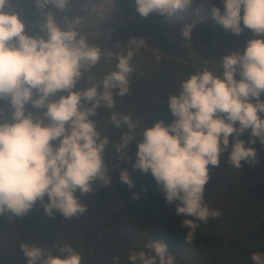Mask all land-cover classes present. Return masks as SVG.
<instances>
[{"label":"clouds","instance_id":"obj_1","mask_svg":"<svg viewBox=\"0 0 264 264\" xmlns=\"http://www.w3.org/2000/svg\"><path fill=\"white\" fill-rule=\"evenodd\" d=\"M68 2L35 0V6L43 13L49 5L64 10ZM222 3L223 13L209 5L211 18L235 36L251 30L253 38L242 53L222 58V75L205 67L180 82L179 93L167 97L173 121L168 125L158 121L143 131L132 166L152 176L168 204L178 202L176 214L184 217L181 227L190 229L188 243L202 224L221 215L206 200L209 166L219 168L225 154V163L235 169H241L242 162L255 164L257 140L264 146V0ZM192 4L193 0H135L136 12L143 18L153 13L172 17ZM43 14V34L29 35L21 13L12 10L11 0H0V100H8L12 109L11 121L0 123V215L23 217L39 202L45 215L54 218L58 212L70 219L86 211L77 191L91 193L97 179L105 185L111 182L104 164L110 141L92 118L101 107L114 108L116 95L128 94L134 71L132 53L117 56L115 71L80 89L77 85L84 71L99 63L101 50L90 45L74 25L62 30L51 11ZM192 28L186 24L182 29L185 40L191 39ZM27 105L47 110L42 117L34 116ZM110 120L117 129L128 128L117 146V152L126 156L135 139L131 134L135 125L127 115L113 113ZM245 135L248 139H241ZM120 181L134 186L127 169L121 171ZM138 198L134 194L133 199ZM20 248L26 264L84 261L67 244L57 254L36 241L22 243ZM250 260L264 264V252H253ZM120 261V256L112 257L113 264ZM127 262L177 264L163 239L128 249Z\"/></svg>","mask_w":264,"mask_h":264},{"label":"rangeland","instance_id":"obj_2","mask_svg":"<svg viewBox=\"0 0 264 264\" xmlns=\"http://www.w3.org/2000/svg\"><path fill=\"white\" fill-rule=\"evenodd\" d=\"M101 1L69 0L64 10L49 5L43 13L51 11L62 30L74 25L90 45L101 50L99 63L84 71V78L77 85L80 89L102 81L104 76L116 70L117 56L127 55L129 49L135 50L131 59L134 71L129 77L128 94L116 95L114 108L101 107L97 110V115L92 118L96 122L97 130L110 141L104 153V164L111 182L105 185L104 181L97 179L91 193L81 195L77 191L76 196L86 207V211L70 219L58 212L55 213L54 218L45 215L39 202L23 217H16L12 213L0 215V244L3 245L0 248V264H26L20 245L22 243L31 245L34 241L41 247L49 249L52 254H57L59 247L70 245L84 257L83 264H113V256L121 257L120 264H128V249L142 246L149 240L161 239L157 235H148V230L142 232L140 223L144 221L155 222L160 230L166 227L179 228V235L185 239L188 237L190 229L181 227L184 217L176 214L178 202L168 204L163 191L152 176L133 170L132 166L136 159V144L143 139V131L160 121L169 110L168 95L178 94L180 82L191 74H187L188 68L184 67L186 64H179L182 59L176 58L172 61L168 53L154 48V42L145 28H141L144 32L138 27H135V31L131 30L129 21H134L136 24L140 20L134 12L135 0H122L121 9L116 5V8L110 6L106 9L101 8L104 14L100 19H104L108 24L105 31L97 32L96 23L88 13V7L92 3L98 4ZM215 2L216 7H219L223 13L222 0ZM11 4L13 11L21 13L27 34L33 36L43 34L40 32V25L45 23L46 15L35 6V0H11ZM194 10L199 11L203 16L205 14L206 17H211V8L205 5L198 6ZM181 14L180 24L193 25L187 16L188 9ZM76 21L79 23L76 24ZM174 25L177 27L178 24ZM168 32L178 38L183 37L182 31L175 32L173 29ZM243 33L245 38L241 40L237 38L238 42L253 38L251 30L244 29L241 34ZM192 37L191 32V39L186 40L190 45H185L184 48L186 53L191 54L195 59V65L200 69L207 67L222 75L220 68L222 58L238 51L224 49L229 44L228 41L221 40H217L212 47H209L207 40L203 41L195 37L196 45H193ZM231 47L234 48L233 42ZM212 56L215 61L210 60ZM61 94L66 95V93ZM51 99L55 100L56 97ZM261 99H264V96ZM26 107L34 116L42 117V113L47 110L36 109L31 105ZM0 109L4 110V115L0 116V123L10 122L12 112L10 102L0 100ZM113 113L130 116L135 125L131 133L135 139L126 149V156L117 152V146L122 142L121 134L128 132V128L113 127L110 120ZM171 122L166 121L164 124L168 125ZM241 139L247 140L248 137L245 135ZM255 147L258 152L257 162L248 164L247 171L242 169L227 171L226 168L230 166L225 163L227 154L222 156L219 168L209 166L210 181L206 185V200L210 208L220 210L221 223L213 232L202 233L199 236V246L191 244L188 249L176 251L168 248L176 257L177 264H252L251 254L264 252V146L257 140ZM124 169L128 170L134 182L132 188L120 181V173ZM145 188H150L152 193L156 194L140 191L146 190ZM254 189L256 191L249 198L248 194ZM134 194H138L139 198L133 199ZM136 200H139L140 204H130ZM126 221L131 223H125ZM118 222L124 223L120 229L117 227ZM112 226H116L115 236L109 232ZM214 238H221L224 247L221 248L213 242ZM206 240L211 243L210 246L207 245ZM123 243L126 252L123 250ZM196 247H201L200 253ZM4 259H9V262H5Z\"/></svg>","mask_w":264,"mask_h":264},{"label":"trees","instance_id":"obj_3","mask_svg":"<svg viewBox=\"0 0 264 264\" xmlns=\"http://www.w3.org/2000/svg\"><path fill=\"white\" fill-rule=\"evenodd\" d=\"M116 3L118 6L120 5L123 6L122 0H116ZM210 4L213 6H217V3L215 2V0H207L206 3H201V0H193L192 6L188 8L189 15L187 16L193 23V28H192L193 37H192L191 44L196 45L195 37L201 38L203 39V41L207 40L209 47H212L216 43L217 40H221L224 42L228 41L229 46L225 47L224 49L231 50V51L234 50V51H238L242 53L244 48L246 47L247 40H244L243 42H238L237 38L240 40L244 39L245 33L241 34L240 36H235L231 34L230 32L225 31L211 17H206L205 14L203 16V14H201L199 11L194 10L196 7L201 6V5H205L206 7L211 8L209 6ZM134 12H136V10ZM181 13L182 12H176L174 13L172 17H160L158 14L153 13V15L152 14L149 15L147 18H143L136 12V15L139 16L138 19L140 20L136 24L134 21H129V27L131 28L132 31L133 30L135 31V27H138L140 29L145 28L149 33L148 35L150 36V39L154 42L153 43L154 48L160 49L163 52L168 53L169 56H171V60L173 59L172 61H175L176 58L182 59V61H180L179 64H183V65L186 64L184 67L188 68L187 74H193L196 71L201 70V69L195 65L194 63L195 59L191 57V54L186 53V49L184 48V46L190 45L189 41H186L183 37L178 38L176 37V35H170L168 32V30H173V29L175 32L182 31V29L184 28L186 24L184 23L180 24L179 22L182 16ZM107 24H108L107 21H105L104 19H100L99 21L96 22V31L99 33L100 32L102 33L103 32L102 30L105 31ZM174 24H178L177 27H175ZM141 31L144 32L142 29ZM232 42L234 44V48L231 47ZM210 60L215 61L213 56L210 57ZM135 74L138 75L137 73ZM3 106L4 105H2V107ZM173 119L174 118L172 117L170 110H168L165 113V115L160 118V121H163V122L173 121ZM242 164H243V167L241 169L244 171H247L248 164H244L243 162ZM233 169L235 168L231 166H228L226 168L227 171H230ZM140 191L146 192V193H148L149 191L150 193H152L150 188L146 190H140ZM254 191L256 190L254 189L253 192H250L248 194L249 198L253 195ZM152 194L154 195L156 193L153 192ZM121 197H126V196L121 195ZM138 201L139 200H136L135 202L130 203V204L138 205L140 204V202ZM136 202L138 203L135 204ZM125 223H131V221H126ZM220 223H221V220L218 217L216 219H210L207 224H202L201 227L196 231L195 238L192 240L191 243H188L185 237L179 235L180 233L179 228L166 227L165 229L160 230L156 227L157 226L156 223L151 222V221L141 222L140 225H141L142 232H146L148 230V235L160 236L161 239H163L167 243L168 248L170 250L176 251V250H182L183 248L188 249L187 247L189 245L191 246V244H195L196 246H199L198 244L199 236H201L202 233L205 234V233L213 232L215 229L219 228ZM122 225H124L123 222L117 223V227L119 229L121 228ZM115 227L116 226H112L109 229V232L111 233V235L114 234V236L116 235ZM206 241H207V245L210 246L211 243H208L209 242L208 240ZM213 242H215L221 248H223L225 245L221 238H214ZM2 246L3 245L0 244V248ZM196 249L197 251L199 250L198 251L199 253L201 252L200 251L201 247L200 248L196 247ZM123 250L124 252H126L124 243H123ZM4 261L9 262V259H4Z\"/></svg>","mask_w":264,"mask_h":264},{"label":"bare ground","instance_id":"obj_4","mask_svg":"<svg viewBox=\"0 0 264 264\" xmlns=\"http://www.w3.org/2000/svg\"><path fill=\"white\" fill-rule=\"evenodd\" d=\"M94 5L99 6V7H101L102 9H106L108 6L113 7V6L116 5L118 8L121 9V7L117 5V3H116L115 0H102V1H101L100 3H98V4H97V3H92L91 5H89L88 8H90V7L94 6ZM116 6H115V7H116ZM88 13H89L90 16L92 17L93 22L96 23L97 21L100 20V18L94 16L93 13L89 11V9H88ZM153 46H154V45H153ZM129 50H131V49H129ZM131 51L133 52V51H135V50H131ZM155 51H156V50H155ZM126 53H127V52H126ZM153 54H154V53H153ZM156 54H157V52H156Z\"/></svg>","mask_w":264,"mask_h":264},{"label":"built area","instance_id":"obj_5","mask_svg":"<svg viewBox=\"0 0 264 264\" xmlns=\"http://www.w3.org/2000/svg\"><path fill=\"white\" fill-rule=\"evenodd\" d=\"M112 8H115V6H113ZM89 11L92 12L93 15L96 16V17H98V18H101V17L103 16V14H104V13L102 12L101 7L96 6V5L90 7V8H89ZM129 52L132 53V58H133V52H132L131 50H128V51H127V54H128ZM160 56L163 57V55H160ZM165 57H166V55H165ZM156 59H158V58L156 57Z\"/></svg>","mask_w":264,"mask_h":264}]
</instances>
